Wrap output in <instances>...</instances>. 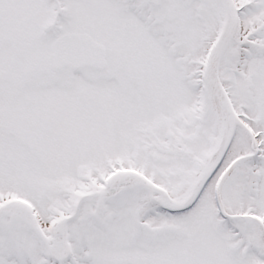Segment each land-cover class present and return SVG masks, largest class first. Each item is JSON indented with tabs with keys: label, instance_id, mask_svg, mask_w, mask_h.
<instances>
[{
	"label": "snow or ice",
	"instance_id": "1",
	"mask_svg": "<svg viewBox=\"0 0 264 264\" xmlns=\"http://www.w3.org/2000/svg\"><path fill=\"white\" fill-rule=\"evenodd\" d=\"M0 264H264V0H0Z\"/></svg>",
	"mask_w": 264,
	"mask_h": 264
}]
</instances>
